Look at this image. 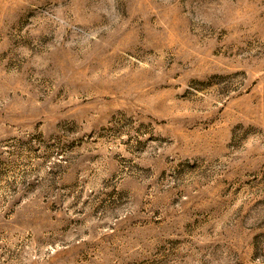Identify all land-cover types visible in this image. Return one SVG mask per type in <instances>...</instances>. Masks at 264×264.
Instances as JSON below:
<instances>
[{
  "label": "rangeland",
  "instance_id": "1",
  "mask_svg": "<svg viewBox=\"0 0 264 264\" xmlns=\"http://www.w3.org/2000/svg\"><path fill=\"white\" fill-rule=\"evenodd\" d=\"M0 264H264V0H0Z\"/></svg>",
  "mask_w": 264,
  "mask_h": 264
}]
</instances>
